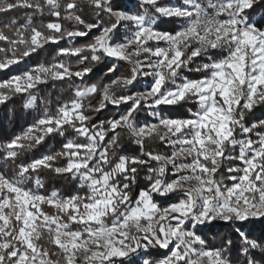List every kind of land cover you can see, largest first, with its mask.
<instances>
[{"label":"snow or ice","instance_id":"snow-or-ice-1","mask_svg":"<svg viewBox=\"0 0 264 264\" xmlns=\"http://www.w3.org/2000/svg\"><path fill=\"white\" fill-rule=\"evenodd\" d=\"M261 0H177L162 5V0H137L143 12L131 14L113 11L112 0H87L96 15L105 13L115 18V23L103 27L101 34L87 48L65 49L58 56H80L91 53L92 62L101 56L133 65L130 78H116L102 89L93 85L77 89L71 103L63 104L56 115L45 114L36 125L22 136L3 145L0 151L5 160H16L21 151H28L32 144L39 145L45 136L54 132L64 135L70 128L87 140L79 144L69 140L61 152L46 156L27 166H20L14 179L0 174V264H123L138 251L149 247L169 250L170 255L161 264H231L227 247L223 250H203L204 242L187 231L188 221L196 225L220 219L224 222H244L264 218V121L246 126L245 114L258 104H264V30L253 24L247 13ZM63 0H15L0 7V14L17 8L45 14L57 20L75 21L86 31L64 32L59 23L43 27L57 35L46 36L32 26V16L27 23L16 28L11 37L0 31V53L11 51L12 58L0 60V71L20 62L16 53L27 57L46 44H58L61 39L83 37L96 24H84L74 10L77 0H68L61 17ZM178 19L184 27L175 34L159 32V20ZM121 23L129 24L132 37L126 42L112 43L113 34ZM16 21H12L14 26ZM163 42L166 48H153L150 44ZM131 50V51H130ZM217 53L223 58L213 59ZM133 57L136 59L133 60ZM147 57V59H140ZM207 57V62L195 65L197 58ZM87 56L81 59L83 64ZM193 66V67H190ZM146 70V71H145ZM183 70L206 73L204 79H182ZM91 69L72 72L63 62L40 66L22 76L0 82V90L21 94L48 80L83 79ZM116 71L113 66L106 75ZM139 75H151L150 91L114 98L115 89L132 86ZM182 79L181 83H176ZM171 85V87H168ZM101 94L103 102L95 110L100 112L106 104L119 107L130 104L119 120H108L98 130L88 127L90 116L85 114V100ZM9 96L0 93V104ZM194 103L196 111L189 110V119H159L158 124L136 127L135 113L143 106L158 108L161 105L177 106ZM35 100L26 107L31 108ZM125 129L137 144L155 137L167 143L174 151L169 156L142 153L147 160L120 157L113 165L109 150L117 145L114 135L105 143L108 132ZM160 129L164 131L161 132ZM237 131L245 137L237 139ZM238 149L237 155H232ZM57 158L67 161L63 168H52ZM154 161L158 169H149L151 186L133 200L130 185L135 183L137 169L130 165H144ZM187 161V162H185ZM223 161H238L241 167H229V187L215 179ZM44 168L56 175L71 174L79 178L80 186L88 190L86 196L62 199L57 193L44 197L26 190L23 185L28 174ZM166 169L173 179L168 181ZM39 185V181L36 182ZM180 193L184 198L166 208H160L153 196ZM55 209V215L44 213L40 205ZM78 226L74 230L73 226ZM243 247L240 255L250 250L264 252L257 242L240 233ZM47 237V239H45ZM146 241L142 244L141 241ZM48 246L56 251L49 252ZM171 246V247H170ZM194 246H200L197 250ZM52 257H55L53 259ZM144 264H151L145 260ZM247 264H253L251 260Z\"/></svg>","mask_w":264,"mask_h":264},{"label":"trees","instance_id":"trees-1","mask_svg":"<svg viewBox=\"0 0 264 264\" xmlns=\"http://www.w3.org/2000/svg\"><path fill=\"white\" fill-rule=\"evenodd\" d=\"M129 0H112V9L120 10L126 8L127 2ZM34 3L39 2V0H33ZM68 0H63L61 11V17L67 15L64 12V7L66 6ZM15 0H0V7L6 4H13ZM168 1H162V5H166ZM132 11L141 13L143 10L139 4H134L132 6ZM75 15H78L84 24L92 25L99 21V27L94 28L91 32H88L86 36L77 37L75 42L72 44L73 47H88L95 39L101 34L103 27H107L115 23V19L110 17L105 13H101L100 16L96 15V10L90 7L87 0H77V8L74 10ZM250 21L255 24L261 30L264 29V0H261L259 4H255L253 9L249 10L247 13ZM32 16V26L39 29L46 36H52L58 34H53L49 32L43 26L48 23H59L64 32L68 31H86L82 25H78L75 21L60 20L55 19L52 16L45 14L40 16L33 13L31 10L17 8L8 13L0 14V31H3L6 36L11 37L16 28L22 27L27 23L26 17ZM15 20L16 24L13 26L12 21ZM183 21L178 19H163L159 20V23L155 25V28L159 32H170L176 33L183 26ZM120 29L118 28L116 34L114 35L113 42L120 39ZM0 47L8 48L7 44L0 42ZM71 46L67 43L65 39H61L58 44H46L42 49H38L33 54L24 57L20 55L23 49H20L16 53V58L20 60L19 63L11 65L5 71H0V82H5L10 80L15 76H22L25 73L31 72L33 69H37L40 66H51L56 62H63L70 67L71 71L77 72L85 69H91L89 74L86 76L85 80L79 81L78 79L70 80H58L52 81L48 80L47 83L38 84L35 88L28 92L21 94L8 93L7 90H0L10 98L6 99L3 104H0V148L6 145L18 136H22L24 132L32 125L35 119V108L42 109L48 108L52 114L55 116L57 109L63 104L71 103L74 99V93L77 89L90 88L93 85L99 86L101 89L105 84H109L117 77H127L132 75V70L123 63L119 64L118 69L111 75H106L110 68L113 67L114 61L109 60L107 57L101 56L100 62L91 61V53L85 51L82 52L80 56H58L59 50L69 49ZM13 53L11 51L7 54L0 53V60L12 58ZM87 56L88 59L81 64L80 61L83 57ZM223 58V53H217L213 59L219 60ZM208 58H197L195 65H201L207 62ZM193 67V66H190ZM206 73H198L196 71L183 70L179 73L180 77L184 79L195 81L199 79H204ZM35 100V107H26V105ZM85 107L87 116L91 119L88 121V127L93 130L99 129L100 125H104V130L107 132L106 121L115 117L117 114L116 107H107L106 110L97 112L95 109L101 104V94L96 95L85 100ZM122 109L127 112L129 106L122 105ZM198 105L194 103L180 104L177 106H160L161 115L168 119H189V110L196 111ZM143 116L141 113L135 116L134 120H140ZM264 121V104H258L253 108L250 113L245 114V125L250 127L253 123H259ZM257 131L264 132V129H258ZM117 136V145L109 150V160L114 165L120 157H126L128 159H140L147 160L145 155L142 153L151 152L153 154L163 155L169 150L163 144L159 142L158 139L153 137L152 139L145 140L142 142L143 147L135 142V139L130 136V134L125 129H118L117 133L108 132L106 136L105 143H110L113 136ZM76 133L70 128L64 129V135L61 136L59 133H53L50 136H45L41 144L31 146L28 151H21L18 158L14 161L5 160L4 153L0 151V174H3L6 178L13 179L17 174V169L20 166H27L31 162L43 154L48 156H55L57 152H61L64 148L65 143L69 139H75ZM237 137H244L237 131ZM252 140H255V135L249 136ZM235 155L238 154V150L234 152ZM67 161L62 158H57L54 163H52V168H63L66 166ZM238 161H223L222 166L216 174L215 179L218 181H223L227 186H231L232 182L228 179L229 167H240ZM130 167H135L137 172L135 173V183L130 185L129 194L133 200L138 197V194L142 191H146L151 186V181L147 179L149 175V169H157L158 164L154 161H147L144 165H130ZM31 181L34 178H38L41 181L42 188L40 192L45 195H49L52 192H57L63 198H70L73 196H83L86 191L80 186L79 178H73L71 174L67 175H56L54 171L41 168L34 173H29ZM32 185V184H31ZM178 200L176 198H170L168 203H175ZM44 210L49 215H55V209L48 206L43 207ZM242 230L246 232L248 239L253 240L264 247V218L262 220H251L243 224H235L233 222H222L216 221L211 225L199 226L195 229V233L198 237L203 240L206 248L212 250H223L228 246V242H231V246L227 247V257L233 264H243L251 260L253 264H264V252L258 250H250L248 255H240V249L243 247L241 236L237 232ZM47 239V237H45ZM49 252L56 251L51 246H48ZM154 260L152 263L161 257H164L165 252L163 250L157 249L150 252ZM248 257V258H247ZM55 259V257H52ZM123 264H140L135 260L132 262L124 261Z\"/></svg>","mask_w":264,"mask_h":264},{"label":"rangeland","instance_id":"rangeland-1","mask_svg":"<svg viewBox=\"0 0 264 264\" xmlns=\"http://www.w3.org/2000/svg\"><path fill=\"white\" fill-rule=\"evenodd\" d=\"M162 1H168V3L167 4H171V3H175V2H177V0H162ZM134 4H138L137 3V0H129L128 2H127V5H126V8H124V9H120V10H114V11H119V12H127V13H131V14H137V12H133L132 11V6L134 5ZM166 4V5H167ZM141 6V8H142V10H143V8H144V6H142V5H140ZM143 12V11H142ZM142 12H141V14H142ZM114 18V17H113ZM115 19V18H114ZM182 24H184V23H182ZM119 29H120V34H121V37H120V39H118V41H116V42H113V40H114V35L116 34V32L113 34V38H112V43H114V44H119V43H122V42H126V41H128V40H130L131 39V37H132V33H133V29H132V27L129 25V24H127V23H121L120 24V26H119ZM156 29V28H155ZM264 30V29H263ZM77 38V37H76ZM76 38H72V39H65L66 41H67V43L69 44V46H71L69 49H80V48H87V47H85V46H82V47H78V48H76V47H73L72 46V44L75 42V39ZM150 46L151 47H153V48H156V47H161V48H166L167 47V45L166 44H164L163 42H161L160 44H150ZM61 50H59V52H60ZM131 51V50H130ZM109 60H113L114 61V65L113 66H115L116 67V70L118 69V67H119V64L120 63H123L124 65H127L131 70H132V68H133V65L132 64H130V63H128V62H126V61H117V60H115V59H112V58H108ZM136 58L135 57H133V60H135ZM140 59H147V57H141ZM81 71H83V70H81ZM146 71V70H145ZM72 72H74V71H72ZM77 72H79V71H77ZM16 77V76H15ZM131 76H127V77H117V78H130ZM85 78H86V76L81 80V79H78L79 81H83V80H85ZM180 78H182V79H184L183 77H180ZM73 79H77V78H75V77H72L71 79H67V80H70V81H72ZM116 79V78H115ZM182 79H177L176 80V83H181L182 82ZM152 83H153V77L151 76V75H139V77H138V79H137V81L132 85V86H130L129 88H126V89H115L114 90V98L115 99H119V97L120 96H129V95H134V94H137V93H140V94H143L144 92H146V91H150V88H151V85H152ZM37 86V85H36ZM35 86V87H36ZM34 87V88H35ZM168 87H171V85H168ZM103 102V100H102V96H101V103ZM122 105H127V106H129L130 107V104H121L119 107H117V106H115V105H113V104H106L105 105V107H104V109L102 110V111H104V110H106V108L107 107H116L117 109V114H118V116L116 115L115 117H113V118H111L110 120H119L126 112L122 109ZM33 107H35L34 106V104H33V106H32V108ZM48 114V116L49 117H52V116H54L53 114H52V112L48 109V108H42L41 110L40 109H38V108H35V119H34V121H33V123H32V125L29 127V128H32L34 125H36L37 124V122L40 120V119H44L45 118V114ZM139 113H141L142 114V116H143V118L142 119H140V120H134L133 121V124H134V126H136V127H145V126H149V125H154V124H158L159 123V119L160 118H163V119H168V118H164L162 115H161V112H160V106L158 107V109L155 111H152L151 112V115L149 114V111L147 110V107H145V106H143V104L141 105V107L137 110V112L135 113V116H137V114H139ZM157 114H159V118H156L157 117ZM151 116H154L155 118H152ZM28 128V129H29ZM27 129V130H28ZM26 130V131H27ZM96 130H98V129H96ZM26 131L24 132V134L26 133ZM160 131L161 132H163L164 130L163 129H160ZM23 134V135H24ZM76 138L75 139H69V140H71V141H74V142H76V143H79V144H86L87 143V140L84 138V137H81V136H79L77 133H76ZM237 139H251L249 136L248 137H241V138H238L237 137ZM68 140V141H69ZM67 141V142H68ZM66 142V143H67ZM65 143V144H66ZM166 148H168V152L166 153V154H163V156H169V155H171V153L174 151V149L170 146V145H168L167 143H165V144H163ZM238 150V149H237ZM236 150H233L232 151V155H235L234 154V152H235ZM46 156H48L47 154H43V155H41V156H38L37 158H35L33 161H35V160H40V159H43L44 157H46ZM32 161V162H33ZM31 162V163H32ZM185 162H187V161H185ZM160 167V165L158 164V168ZM241 167V166H240ZM157 168V169H158ZM166 177H165V179L166 180H168V181H171L172 179H173V176H172V174H171V171L170 170H167L166 169ZM28 176H29V174H28ZM15 178V177H14ZM13 178V179H14ZM80 180V179H79ZM37 181H39L40 183H39V185H37ZM80 183H81V181H80ZM32 184V185H31ZM232 186V185H231ZM230 186V187H231ZM23 187L26 189V190H29V191H32V192H34V193H36V194H39V195H41V196H44V197H50L51 195H52V193H57V192H52V193H50L48 196L47 195H45V194H42L41 192H40V190H41V188H42V184H41V181L38 179V178H34V180L33 181H31V177L29 176V179L24 183V185H23ZM85 189V191H86V193H85V195H83V196H86L87 194H88V190L86 189V188H84ZM58 194V193H57ZM59 195V194H58ZM59 197L60 198H62V199H67V198H63L62 196H60L59 195ZM170 198H176L178 201L177 202H175V203H165V202H169L170 201ZM184 197L180 194V193H176V194H171V195H169V196H165V197H160V196H157V195H154L153 196V201H154V203H156L157 204V206L158 207H160V208H166V207H168V206H170V205H174V204H176V203H178L179 202V200H181V199H183ZM46 205V204H45ZM45 205H40V208H41V210L44 212V213H46V214H48L45 210H44V206ZM47 206V205H46ZM49 215V214H48ZM263 218H260V219H249V220H247V221H244V222H239V221H231V222H233L234 224H235V226H236V224H243V223H246V222H248V221H251V220H262ZM216 221H222V222H224L223 220H220V219H217V220H214V221H212L211 223H205V224H201V225H196V224H194V222H192V221H188L187 223H186V225H185V229L187 230V231H190V232H192V233H194L195 235H196V233H195V229H197L199 226H203V225H211L213 222H216ZM230 222V221H229ZM73 229L74 230H78V226H73ZM237 232H238V234L240 235V233H244L245 235H246V232L245 231H242V230H238L237 229ZM197 236V235H196ZM198 237V236H197ZM198 238H200V237H198ZM201 239V238H200ZM141 243L142 244H146V241H141ZM171 247V246H170ZM197 250H201L200 249V246H194ZM157 249H160V248H158V247H156V248H152V247H149L148 248V250L145 252V251H138V253H136V254H133L132 256H131V258L130 259H128V260H126V262H132V261H136V262H138V263H140V264H144V261L145 260H147V261H150L151 262V264H161V262L163 261V260H165L169 255H170V251L169 250H164V249H160V250H163L164 252H165V255H164V257H161L160 259H158V260H156V261H154L153 263H152V261L154 260V258H153V256H152V254H150V252L152 251V250H157ZM203 250H209V251H216V250H212V249H209V248H206V246H205V244L203 245ZM228 258V257H227ZM248 258V257H247ZM229 259V258H228ZM230 260V259H229ZM231 264H233L232 262H231ZM243 264H247V263H243Z\"/></svg>","mask_w":264,"mask_h":264},{"label":"built area","instance_id":"built-area-1","mask_svg":"<svg viewBox=\"0 0 264 264\" xmlns=\"http://www.w3.org/2000/svg\"><path fill=\"white\" fill-rule=\"evenodd\" d=\"M183 27H184V24H183V26L181 27L180 30H182ZM180 30H179V31H180ZM174 34H175V33H174ZM146 92H147V91H146ZM144 93H145V92H144ZM157 109H158V108H148V107H147V110L149 111V114H150V115H151V112H152V111H154V110L156 111ZM151 117H152V118H155L154 116H151ZM156 118H159V114H157V117H156Z\"/></svg>","mask_w":264,"mask_h":264}]
</instances>
